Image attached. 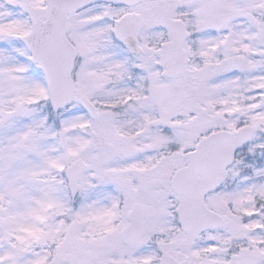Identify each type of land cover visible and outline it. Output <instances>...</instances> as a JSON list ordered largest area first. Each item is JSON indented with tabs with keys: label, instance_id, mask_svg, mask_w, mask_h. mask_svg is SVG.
Here are the masks:
<instances>
[{
	"label": "snow or ice",
	"instance_id": "obj_1",
	"mask_svg": "<svg viewBox=\"0 0 264 264\" xmlns=\"http://www.w3.org/2000/svg\"><path fill=\"white\" fill-rule=\"evenodd\" d=\"M0 264H264V0H0Z\"/></svg>",
	"mask_w": 264,
	"mask_h": 264
}]
</instances>
